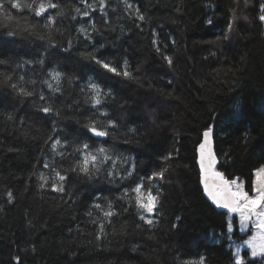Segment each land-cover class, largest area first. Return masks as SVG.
I'll return each mask as SVG.
<instances>
[{
    "label": "trees",
    "instance_id": "1",
    "mask_svg": "<svg viewBox=\"0 0 264 264\" xmlns=\"http://www.w3.org/2000/svg\"><path fill=\"white\" fill-rule=\"evenodd\" d=\"M40 2L0 0L12 17L0 13V264H199L200 257L234 264L235 244L250 233L205 196L197 147L212 126L218 171L252 192L254 172L264 166V0H127L131 9L104 0L103 11L99 0H88L95 10L51 0L64 13L52 28L47 17L58 9L36 16ZM90 57L118 69L127 62L132 78ZM52 71L63 74L58 92L44 83ZM90 81L111 92L96 107ZM12 84L34 94L18 95ZM106 119L119 126L108 137L86 127ZM83 143L108 150L98 175L69 171ZM54 169L67 177L63 193L52 190ZM162 170L163 179L153 176ZM141 181L159 194L155 212L145 214L152 225L125 196L127 189L134 197ZM109 202L114 214L105 217ZM243 257L253 260L248 249Z\"/></svg>",
    "mask_w": 264,
    "mask_h": 264
},
{
    "label": "snow or ice",
    "instance_id": "2",
    "mask_svg": "<svg viewBox=\"0 0 264 264\" xmlns=\"http://www.w3.org/2000/svg\"><path fill=\"white\" fill-rule=\"evenodd\" d=\"M126 7L128 9L132 8V5L124 0ZM35 3V0H33ZM80 3L84 5L85 9H92L93 5L88 3V0H80ZM11 7L20 9L21 4L19 2L11 3ZM24 7L32 8V4H25ZM99 7L101 11H103L105 7L104 0H99ZM47 9H58L55 16L47 17V23L45 27L52 28L56 24V17L63 16V11L59 10L60 6L56 3L51 2V0H47V3L44 0H41L38 7L35 9V15L40 16L42 13H45ZM261 15L259 19L264 21V4L260 5ZM75 12L77 14H81L83 16H88V11H81L80 7L75 8ZM0 13L4 14L5 19L11 20L12 17L5 11L4 3H0ZM136 15L139 20L144 21L145 17L143 14L139 12V9H136ZM76 17H73L75 19ZM209 24L212 23L211 20L208 21ZM34 26L28 27L25 31H31ZM95 25H93V28ZM229 30H231V24L229 25ZM81 33H86V29L81 27L79 29ZM9 36H15L16 33L14 31H10L8 33ZM43 39V37H41ZM156 41L153 40V44ZM159 51V48H157ZM95 59L96 64L100 65L102 68L106 69L110 73H114L116 75H122L127 78H132V73L127 69V62H125V66L122 69H118L115 66H112L109 62H106L101 59H96L95 57H90ZM168 64L171 65L173 63L171 57H165ZM26 63H32V61H25ZM0 63H4V61H0ZM36 63L43 65L44 59L40 58L36 61ZM62 73L59 71H52L49 73L50 80L44 81L47 87L53 92L60 91V84ZM6 80H11L10 76H5ZM21 80L23 77L20 78ZM55 82V86L53 84ZM34 83V82H33ZM11 87L14 91L17 92L18 95H22L24 97H30L34 93L32 91L27 90L24 87L19 86L18 84H12ZM88 88L91 91V96L89 97L90 102L94 107L102 104L103 97L105 95H111L109 90L108 93H104V91L100 88V86L95 82H89ZM40 99L43 100L45 97L40 95ZM43 112L48 113L52 111L50 106H44L41 109ZM102 116L108 117V113L105 111L101 113ZM11 119V115L8 117ZM86 127L89 132H91L96 137H108L112 134L110 130L118 128V124L115 120L106 119L105 122H100L97 120H91ZM203 140L199 143L198 152H199V167L201 174V182L203 184L204 192L208 195V197L212 200V202L221 208H225L230 213H238L240 217V225L241 231L246 229V226L250 223L253 228H255V233L245 241L248 248L251 249V257L253 260L246 262L244 257L240 255L239 249L235 252V260L234 264H255L256 257H260L261 260H264V166L257 168L254 172L255 179L252 183V194L250 195L248 191L244 188V182L240 181L238 177L228 179L224 176L222 172L216 170L217 158L212 149V136H213V127L208 126L202 133ZM61 141L56 139L53 144V150L56 149L57 145H60ZM78 152L79 158L75 160L73 165L70 167L69 171L77 172L79 174H83L88 177H92L98 175L102 171V165L111 159L108 155V150L104 147L97 148L94 152L90 150V146L87 143H83L78 148L75 149ZM63 158V153H58ZM170 157H166L168 159ZM45 167H49V165L45 164ZM55 176L58 178V183L53 182L51 187L53 191H57L63 193L64 181L67 179L66 175H62L59 171L55 169ZM107 175L109 177H114V173L112 171H108ZM128 176H131L132 173L128 172ZM154 177H159L163 179L164 171L156 172L153 174ZM127 177H121V179H125ZM152 177H149L151 179ZM41 179L47 183V178L43 175ZM45 185L42 184L41 187ZM131 192L134 193V197L129 196V190H125V196H128L130 200L134 201L137 209L141 210L140 219L144 220L148 225H152L154 221L150 218H147L145 214H153L157 208L159 203V194H153L152 189L145 188L143 181L136 184L134 188L131 189ZM9 200L12 199V194L9 192L8 194ZM96 208L100 209L102 206L100 204L94 205ZM108 211H104L105 217H111L114 213L111 210L112 205L109 202ZM228 230H232L231 224L228 226ZM104 225L100 224V233L103 234ZM101 234L97 235V239L101 238ZM19 258H17L18 260ZM199 264H204V257H200Z\"/></svg>",
    "mask_w": 264,
    "mask_h": 264
},
{
    "label": "rangeland",
    "instance_id": "3",
    "mask_svg": "<svg viewBox=\"0 0 264 264\" xmlns=\"http://www.w3.org/2000/svg\"><path fill=\"white\" fill-rule=\"evenodd\" d=\"M244 188H245V186H244ZM246 190V189H245ZM250 195L252 194V192L251 193H249ZM235 218L237 219V221H238V223L240 224V217H239V214L238 213H235ZM234 218V216L232 217V219ZM232 226V225H231ZM240 231H241V225H240ZM246 231H248L250 234H249V236L246 238V239H244V240H242V241H240L239 243H237V244H235V252L237 251V249H239V251H240V255L243 257V251L245 250V249H248L249 251H250V255H251V249L250 248H248V246H247V244H245V241H247L254 233H255V228H253L252 226H251V224L249 223L247 226H246V229L244 230V231H241L242 233H244V232H246ZM256 258H260V257H256ZM260 264H264V261L263 262H261Z\"/></svg>",
    "mask_w": 264,
    "mask_h": 264
},
{
    "label": "water",
    "instance_id": "4",
    "mask_svg": "<svg viewBox=\"0 0 264 264\" xmlns=\"http://www.w3.org/2000/svg\"><path fill=\"white\" fill-rule=\"evenodd\" d=\"M199 147V146H198ZM212 149H213V151H214V153H215V155H216V151H215V144H214V129H213V136H212ZM216 158H217V164H216V170H217V166H218V163H219V161H218V157H217V155H216ZM198 161H199V152H198V148H197V166H198V169H199V171H200V167H199V163H198ZM218 171V170H217ZM200 182H201V174H200ZM201 185H202V189H203V191H204V188H203V184H202V182H201ZM204 194H205V196L212 202V200L208 197V195L204 192ZM213 203V202H212ZM214 204V203H213ZM215 205V204H214ZM216 206V205H215ZM217 207V206H216ZM218 209H222V210H227V209H225V208H221V207H217Z\"/></svg>",
    "mask_w": 264,
    "mask_h": 264
}]
</instances>
